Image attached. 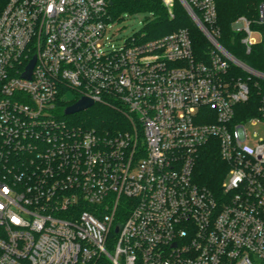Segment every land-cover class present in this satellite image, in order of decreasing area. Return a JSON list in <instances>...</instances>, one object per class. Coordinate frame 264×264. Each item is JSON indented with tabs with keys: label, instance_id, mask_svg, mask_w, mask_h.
<instances>
[{
	"label": "built area",
	"instance_id": "built-area-1",
	"mask_svg": "<svg viewBox=\"0 0 264 264\" xmlns=\"http://www.w3.org/2000/svg\"><path fill=\"white\" fill-rule=\"evenodd\" d=\"M160 1L187 11L207 55L186 28L118 44L110 0L3 9L0 264H264V137L247 129L264 126V71L219 43L216 0ZM233 29L264 62V0ZM72 91L121 105L133 130L61 117ZM211 140L229 168L220 197L195 180Z\"/></svg>",
	"mask_w": 264,
	"mask_h": 264
},
{
	"label": "trees",
	"instance_id": "trees-1",
	"mask_svg": "<svg viewBox=\"0 0 264 264\" xmlns=\"http://www.w3.org/2000/svg\"><path fill=\"white\" fill-rule=\"evenodd\" d=\"M9 0H0V15ZM112 20L118 21L125 14H146L151 16L146 34V40H155L167 36L179 29H189L195 52L198 56H205L210 49V43L199 28L193 23L187 11L178 3L175 17L170 18L160 0H110ZM261 0H216L218 9V28L220 29L219 43L235 58L245 62L256 70L264 71V62L260 58L259 48L247 54L241 44V33L233 30L234 22L246 16L254 19L258 16ZM198 14V12L195 10ZM79 100L76 92L64 101H60L58 113L65 117L67 107ZM74 124L98 133H124L133 130L129 124L125 110L118 104H96L86 112L72 116ZM228 165L221 159L217 141L211 140L200 153L196 168V182L211 190L217 197L222 195L223 183L228 172Z\"/></svg>",
	"mask_w": 264,
	"mask_h": 264
},
{
	"label": "rangeland",
	"instance_id": "rangeland-1",
	"mask_svg": "<svg viewBox=\"0 0 264 264\" xmlns=\"http://www.w3.org/2000/svg\"><path fill=\"white\" fill-rule=\"evenodd\" d=\"M152 18L146 14H136V15H128L125 14L121 17L120 20L115 21L113 24L111 34L117 39V43L120 45L125 44L129 39L133 38L134 36H139L142 34H146L147 26L149 22H151ZM194 23V22H193ZM235 31V29H233ZM70 95V92H67L62 101L67 99ZM74 116V115H73ZM67 120L72 121V116H66ZM247 129L250 134H258L259 136L264 137V126H252L248 125ZM228 172L225 177V181L227 180ZM224 181V182H225Z\"/></svg>",
	"mask_w": 264,
	"mask_h": 264
},
{
	"label": "water",
	"instance_id": "water-1",
	"mask_svg": "<svg viewBox=\"0 0 264 264\" xmlns=\"http://www.w3.org/2000/svg\"><path fill=\"white\" fill-rule=\"evenodd\" d=\"M36 64V58H34L28 68H27V72L25 73L24 77L25 78H30L32 75V71L35 67ZM95 102L87 97H82L81 99H79L75 104L67 107L64 111V115L65 116H73V115H77L79 113L82 112H86L89 109L93 108L95 106ZM116 232H118V229H116Z\"/></svg>",
	"mask_w": 264,
	"mask_h": 264
}]
</instances>
